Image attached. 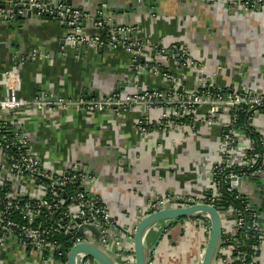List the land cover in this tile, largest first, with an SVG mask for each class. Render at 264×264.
<instances>
[{
    "label": "crops",
    "instance_id": "0c3cea01",
    "mask_svg": "<svg viewBox=\"0 0 264 264\" xmlns=\"http://www.w3.org/2000/svg\"><path fill=\"white\" fill-rule=\"evenodd\" d=\"M62 1H70L91 15L109 14L117 25L130 23L144 40L184 45L203 64L201 72L184 71L181 81L189 89L200 76L216 74L219 69L217 85L234 91L264 92V8L243 15L228 11L222 4L209 3L211 0ZM87 26L88 33H95ZM64 34L59 25L39 19L26 20L9 34L0 25L3 62L12 50L35 49L48 57L19 68L20 96L31 100L51 92L61 98H100L112 93L117 83L121 85L119 91L127 93L164 88V81L153 73L132 80L127 69L130 56L122 50H87L79 57L69 50L63 55ZM169 70L180 77L172 64ZM18 114L36 154L47 166L63 173L78 164L93 173L97 180L91 185L92 192L100 196L121 226L138 213L145 214L156 197L207 192L211 166L219 159L220 124L200 125L193 132L142 135L136 127L141 115L137 110L123 114L50 113L23 107ZM203 114L201 109L198 121ZM147 116L156 120L158 113ZM258 186L251 187L250 197L263 210L264 186ZM167 229L155 226L145 232V253L154 248L152 264H201L205 249L202 227L192 221ZM257 253L256 264H264V245ZM0 264L55 263H46L8 244L0 249Z\"/></svg>",
    "mask_w": 264,
    "mask_h": 264
},
{
    "label": "built area",
    "instance_id": "2783aa9c",
    "mask_svg": "<svg viewBox=\"0 0 264 264\" xmlns=\"http://www.w3.org/2000/svg\"><path fill=\"white\" fill-rule=\"evenodd\" d=\"M209 3L222 4L228 11L243 15L264 8V0H211ZM20 5L24 8L18 9L16 14L0 7L3 20L0 23H10L11 30H15L19 25L12 22L14 16L29 12L30 17H34L30 19L53 22L63 28V55L69 50L75 57L87 50H122L130 56L127 69L134 80L144 73H153L165 86L139 93L118 91L100 98H61L49 92L27 100L20 96L17 72L28 63L48 57L34 49L30 52L12 50L4 62L0 58V249L11 244L46 263L66 264L70 249L83 242L78 236V227L91 225L100 233V246L111 258L119 264H134L131 245L115 234L117 225L110 210L91 190L97 180L93 173L78 164L63 173L47 166L25 134L18 113L23 107L50 113L74 110L123 114L137 110L141 115L136 127L142 135L193 132L200 125H221L219 159L210 169L209 190L200 195L156 197L149 202L147 211L154 213L175 207L178 199L183 201V207L196 204L216 207L224 195H230L239 204L229 211V216L235 218L231 226L236 229L234 237L218 250L217 264H256L255 256L264 245V228L248 189L264 183V113L260 110L264 108V92L234 91L217 85L215 78L219 69L216 74L200 76L195 87L189 89L181 81L184 71L201 72L203 64L184 45L144 40L138 35L137 27L130 23L117 25L109 14L91 15L62 0H12L13 8ZM87 25L95 33H88ZM170 64L180 77L170 72ZM201 109L204 114L198 121L196 116ZM149 112L158 113L157 119L150 121ZM240 116L245 119L242 124ZM237 180L241 181L240 185ZM192 221L202 227L206 245L209 219L199 215L186 222ZM86 235L93 239L90 233ZM61 236L68 239L69 249L63 248L59 241ZM238 237L241 244L244 241L246 245L242 250L235 245ZM82 258L79 256L77 264H97Z\"/></svg>",
    "mask_w": 264,
    "mask_h": 264
},
{
    "label": "water",
    "instance_id": "95a60500",
    "mask_svg": "<svg viewBox=\"0 0 264 264\" xmlns=\"http://www.w3.org/2000/svg\"><path fill=\"white\" fill-rule=\"evenodd\" d=\"M66 3L70 4L71 2L67 1ZM102 3L106 4L108 3V0H102ZM0 7H4L6 10H12L14 14L17 13L18 9L23 10L24 8L23 5L13 8L12 0L0 3ZM30 18L34 17H30V13L27 12L23 16H14L12 22L21 25L24 21L29 20ZM2 21L3 20L0 19V22ZM1 26H5L6 31L11 30L10 23H7L6 25L1 24ZM100 52H102V50H100ZM133 79L134 78H132V80ZM120 86V83L114 85L112 93L118 92ZM139 92L140 90L138 93ZM54 99L55 96L52 101H54ZM236 182L238 185L241 183L240 180H237ZM261 186H264L263 182H261L259 187ZM248 192L250 194V189H248ZM175 205V207L160 209L154 213H150L149 211H146L145 214L138 213L135 219L132 221L130 220L122 226L119 225L117 219L113 217V221L117 225L115 234L120 239L123 238L122 240H124L125 244L129 246L131 245L134 255V264H152L151 256L154 248L146 254V245L143 243L145 232L148 229L155 226L169 229L174 224L186 223L187 220L193 219L199 215L206 216L210 221V234L203 251L201 264H217L218 250L234 237L233 231H235L236 228L232 227L231 223L235 221V218L230 217L229 211H226L225 208L222 207H213L202 204L183 207V201L181 199L176 200ZM254 207L259 210V221L264 228V208L262 210L261 207H258L257 203ZM75 223L77 225L80 224L79 220H75ZM227 226H231V229H227ZM86 233H90L93 236V239H90ZM166 235L170 236L168 234ZM78 236L83 242L70 249L66 257V264H77L79 256L83 257L82 260L88 258L97 264H119V262L111 258L105 249L100 246L101 235L95 227L91 225H80L78 227ZM129 236H131V238Z\"/></svg>",
    "mask_w": 264,
    "mask_h": 264
},
{
    "label": "trees",
    "instance_id": "16d2710c",
    "mask_svg": "<svg viewBox=\"0 0 264 264\" xmlns=\"http://www.w3.org/2000/svg\"><path fill=\"white\" fill-rule=\"evenodd\" d=\"M260 110H261L262 113H264V108H262ZM244 120H245L244 117L240 116V118H239V121L240 122L239 123L242 124L244 122ZM256 150H258V148ZM217 207H222V208H225L226 211H231L234 208H238L239 207V204H237L234 201V198L231 197L230 195H224V197L221 199V201L219 203H217ZM59 241L63 244V248L64 249H69L70 244H69L68 239L66 237L61 236L60 239H59ZM249 244H251V243L249 242ZM235 245H236V247L238 246V249H240V250L244 249V247L246 246V245H244V241L241 244V242L239 240V237L236 238Z\"/></svg>",
    "mask_w": 264,
    "mask_h": 264
}]
</instances>
